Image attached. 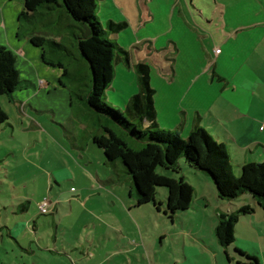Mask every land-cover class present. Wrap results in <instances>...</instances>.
<instances>
[{"label":"rangeland","instance_id":"1","mask_svg":"<svg viewBox=\"0 0 264 264\" xmlns=\"http://www.w3.org/2000/svg\"><path fill=\"white\" fill-rule=\"evenodd\" d=\"M12 1L23 7L22 0ZM218 1L223 3L222 7L215 6L213 0H95L96 14L103 27H106L109 19L128 23L111 37L129 51L133 63L142 61L149 65L150 84L157 88V97L166 87L155 66L157 63L175 64L182 80L187 76L186 71L192 70L194 74L206 63L207 68H216L217 71L228 75L232 82L236 81L235 83L238 84L251 83L254 71L264 70V63L261 62V58L264 57L262 56L264 55V0ZM27 26L29 24L25 22L24 29H28ZM44 29L46 28L38 24L34 30L42 33ZM48 31L55 36L59 34L57 28L48 29ZM19 34L25 39V31L22 28ZM70 37L67 38L68 44L65 42L64 44L76 54L75 48L69 43V40H72ZM27 45L36 56L34 61L27 55H22L23 60L15 61L21 86L12 92V101L5 95L0 97V105L8 115L7 122L0 130V264H33V262H36L35 264H74V261L78 264H94L107 256V249L111 245L122 244L124 240L121 234L116 235L111 231L108 233L102 227L93 225L97 222V218L94 219L93 210L99 212L103 203L101 200L91 199L95 197L94 195L87 202L82 200L70 205L66 200L59 205L58 213L54 212L58 226L57 241H54L52 237L55 233L52 214L47 212L37 218L40 230L38 234L34 232L32 222L22 232L9 234V229H14L17 222L24 221V217L14 211L26 197L31 199L29 215L36 216V213H42L36 202L38 196L47 200H50L52 196L57 200L56 190L63 188L70 192L72 189L70 186H74V189L78 188L81 172L78 173L80 175L77 179L76 176L70 177L65 171L70 168L76 174L77 168L73 161L79 167L93 168L97 164L95 152L102 159V171L109 169L104 163L103 151L88 135L94 130L91 119L88 122L83 113H77L70 107L71 83L66 76L62 78L65 86L59 82V78L63 75L62 68L46 63L41 57L42 50L39 46L32 45L29 40ZM216 48H219V52L221 51L218 59ZM47 57L53 58L49 49ZM60 57L67 60L64 55ZM75 58L74 61L79 60L77 54ZM249 58L256 60H249ZM214 61L217 62L215 66H212ZM21 62H23L22 65H20ZM35 65H39L45 71H37ZM114 69L111 87L106 90V102L109 104L119 102L114 104V107L123 110L124 99L127 100L138 91L137 74L133 65H126L123 61H117ZM209 74L211 75L210 70ZM37 78L46 81L52 79L54 87H51L49 92L43 87L39 95L31 97L32 92L36 91L33 83ZM182 83L184 84V81H181V85ZM29 100L44 106L42 108L36 106L39 110L45 109L44 112L32 111L36 118L44 122L40 129L30 125L28 116L25 117L20 110V102L30 103ZM76 104L80 106L78 100ZM28 110L31 112L29 107ZM50 110L56 112V117H53ZM213 119L212 115L203 118L207 126L206 131L219 144H225L235 175L239 174L238 163L245 156L254 162H264V149L261 146L251 145L252 151L247 150L246 153L245 149L238 147L237 142L229 138V132L223 125L212 121ZM82 120L88 123L85 122L84 128L80 129L79 123ZM158 126L163 129L173 128H169V125L164 123ZM84 140L87 141V145ZM74 145L81 149L88 148L85 150L88 158L78 156L82 160L75 159L73 152L77 149L73 147ZM181 166V173L186 176L190 184L197 188L198 196H205L210 203L209 212H211L215 205L222 202L217 198L212 182L188 163L181 162ZM111 169L116 179H122L123 182L128 180L124 177L120 162L117 161ZM54 176L63 183V186L54 181ZM47 177L49 183L53 185V190H49L48 182L46 183ZM158 192L159 198L166 205L165 187H158ZM73 194L78 192L72 191L69 196ZM253 205L258 211L262 210L256 206V203ZM145 207H149L146 209L151 212L156 211L153 204ZM164 214L161 212V219H166ZM181 215L182 213L179 212L180 217ZM167 220L169 224L170 218ZM108 236H112V240H109ZM156 243L159 244V239ZM46 246L56 248L59 252H52L46 249ZM158 249L161 247L158 246ZM87 252H95V257L90 261L83 259V256H87ZM120 260H122L121 257H113L105 264H119ZM148 260L146 256V259H142L141 262L146 264L144 261Z\"/></svg>","mask_w":264,"mask_h":264},{"label":"trees","instance_id":"2","mask_svg":"<svg viewBox=\"0 0 264 264\" xmlns=\"http://www.w3.org/2000/svg\"><path fill=\"white\" fill-rule=\"evenodd\" d=\"M96 8L95 0H23L18 32L22 28L30 43L41 48L46 63L62 68L59 82L65 86L62 78L66 76L71 83V109L83 113L88 122L91 119L94 130L89 137L103 151L104 163L111 168L117 161L122 164L129 194L135 198L136 205L151 203L171 220L187 210L195 188L181 173V162H186L209 177L221 199L235 200L248 195L264 210V162H245L235 175L225 144L215 141L199 123L194 124L186 137L177 129L159 128L149 65L142 61L133 63L129 51L110 36L127 22L109 19L103 27ZM25 22L28 29L23 27ZM38 24L47 30L42 33L34 30ZM55 28L59 32L56 36L48 31ZM70 36L69 43L75 48L78 61H74L76 54L64 44H68ZM48 49L53 58L47 57ZM117 61L133 65L138 82V91L124 101L123 110L107 103L105 96ZM20 83L15 55L0 45V97L5 95L12 101V92ZM7 120L8 115L0 105V130ZM160 186L166 189V205L158 196ZM27 203L18 204L21 213ZM253 212L250 204H242L230 212L219 211L215 226L219 244L231 245L239 216ZM235 251L248 264H259L257 257L239 248Z\"/></svg>","mask_w":264,"mask_h":264},{"label":"crops","instance_id":"3","mask_svg":"<svg viewBox=\"0 0 264 264\" xmlns=\"http://www.w3.org/2000/svg\"><path fill=\"white\" fill-rule=\"evenodd\" d=\"M213 2L215 6L220 5L222 7L223 3L221 1L213 0ZM22 9L21 5L14 3L12 0H0V45L5 46L15 55L16 62L23 60L22 55H27L32 60L36 57L27 45L28 38L26 36L25 39L21 38L18 32V15ZM220 54L221 51L218 52L217 59ZM251 59L254 58H249V60ZM261 59V62L264 63V57ZM216 62L214 61L212 66H215ZM205 64L201 70H197L198 72L194 74L192 70L186 71L188 77L186 76L184 80L180 78L175 64H155L166 84L158 97V90L152 85L155 90L154 105L157 124L164 123V125H169V128L173 127L172 129L179 130L181 134L188 135L196 122L207 129L203 118L212 115L214 118L212 121L221 123L229 132V138L237 142L238 147L245 149L246 153L247 150L252 151L250 149L251 145L261 146L264 149V70H255L251 83L238 84L235 83L236 81L232 82L228 75L217 71L214 67L207 68ZM35 67L37 71H45L39 65H35ZM38 79L40 78L34 79L33 85L36 91L32 92L31 97L36 94L39 95L43 87L47 89V92L50 91L51 87H54L52 79L50 81L45 80V85H39ZM181 81H184V84L181 85ZM29 101L30 103L24 104L20 102V110L25 117L28 116L30 125L40 129L44 122L36 118L32 111L44 112L45 109L39 110L36 108V106L39 108L44 106L34 104L32 100ZM117 103L119 102L111 104ZM50 111H52L53 117H56V112ZM160 117L167 119L164 120ZM79 124L80 129H83L85 124L82 122ZM84 142L87 145V141L84 140ZM73 147L77 149L76 152H73L75 159L82 160L81 158L87 157L85 150L88 148L81 149L75 145ZM94 155L97 158V164L93 168L90 166L79 167L73 161L74 166L77 168L76 174L70 168L65 169L70 177L74 178L76 176L77 179L80 175L78 173L81 172L82 175H80L78 181L79 189H70L74 186L69 188L70 192L77 191L78 194L69 196L70 192L62 188L56 190L57 200L52 196L49 200V211L47 213L52 214V223L55 226V233L52 236L54 241H57L58 233L54 212L58 213L59 205L66 200L70 205L73 202H81L82 200L87 202L94 195L96 198L92 197L91 199L101 200L103 203H101L99 212L93 210L94 219L97 218V222H94L93 225L102 227L108 233L111 231L116 235L121 234L124 238L122 244L115 243L111 245L107 249V256L94 264H105L113 257L122 258L119 264H142L141 260L146 259V256L149 258L148 261H144L146 264H248L244 257L236 253L235 248L257 257L259 264H264V210L260 209L261 211H258L257 207L253 205L256 202L250 196L243 195L235 200L221 199L213 182L207 175L203 174L208 181L212 182L217 198L222 202L215 205L212 211L209 212L210 203L205 196H198L197 188L193 185L195 196L191 206L181 212V217L177 213L173 220L170 219V223L167 224L168 216L166 214H164L166 219H161V212L163 211L151 212L146 209L149 207L145 206L151 203L137 206L135 198L129 194L128 182L116 179L113 176V170L109 166L108 170L102 171V159L95 152ZM78 156L81 158H78ZM251 161L253 160L245 156L238 163V166L240 167L241 164ZM184 177L186 179L185 175ZM53 179L58 185L63 186V183L57 180L56 176ZM47 182L49 190H53V185L49 183L48 177ZM41 200L43 199L40 196L36 198L37 205ZM25 201L28 202V206L24 208L22 213L19 207L14 211L16 214L22 215L24 221L17 222L14 229H9L10 234L12 232H22L30 226L31 222L33 223L34 232L38 234L40 231L37 218L46 213H36V216L29 215L28 210L31 208V199L26 197L22 202ZM242 204H250L254 207V212L239 216L235 225V240L231 245H220L215 236L218 212L234 211ZM108 238L112 240L113 237L108 236ZM158 239L159 244L156 243ZM154 243L156 244L154 245ZM157 244L161 249H158ZM46 249L59 252L51 246H46ZM94 253L87 252V256H83V259L92 260L95 257ZM35 263L33 262V264ZM73 263L78 264L76 261Z\"/></svg>","mask_w":264,"mask_h":264},{"label":"built area","instance_id":"4","mask_svg":"<svg viewBox=\"0 0 264 264\" xmlns=\"http://www.w3.org/2000/svg\"><path fill=\"white\" fill-rule=\"evenodd\" d=\"M216 52H219V48H216L215 50ZM38 84L39 85H45L46 84V81L44 79H38ZM74 189V188H72ZM49 204H50V201L47 200V199H43L41 200L39 203H38V208H39V211L42 212V213H46L49 211Z\"/></svg>","mask_w":264,"mask_h":264}]
</instances>
